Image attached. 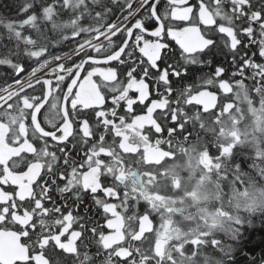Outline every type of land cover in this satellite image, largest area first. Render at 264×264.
Instances as JSON below:
<instances>
[{"label":"snow or ice","instance_id":"snow-or-ice-1","mask_svg":"<svg viewBox=\"0 0 264 264\" xmlns=\"http://www.w3.org/2000/svg\"><path fill=\"white\" fill-rule=\"evenodd\" d=\"M0 264H264V0H0Z\"/></svg>","mask_w":264,"mask_h":264},{"label":"rangeland","instance_id":"rangeland-1","mask_svg":"<svg viewBox=\"0 0 264 264\" xmlns=\"http://www.w3.org/2000/svg\"><path fill=\"white\" fill-rule=\"evenodd\" d=\"M174 185L176 187H180V181L176 180L174 181ZM194 195V194H193ZM150 199L153 200H158L159 197H149ZM179 234V230H177V227L173 226L172 220H166L164 225H163V230L159 234V241H161L164 246L167 244V241L173 238H177Z\"/></svg>","mask_w":264,"mask_h":264},{"label":"flooded vegetation","instance_id":"flooded-vegetation-1","mask_svg":"<svg viewBox=\"0 0 264 264\" xmlns=\"http://www.w3.org/2000/svg\"><path fill=\"white\" fill-rule=\"evenodd\" d=\"M204 102L209 104L210 99L209 98H205ZM160 158L161 157H160V154L158 152H155V151H153L151 149H146V152H145V159L146 160L151 161V160H157V159H160ZM201 162H204V161H201ZM177 230H179L178 227H177ZM158 243L162 245V249H163L164 244L161 241H159Z\"/></svg>","mask_w":264,"mask_h":264},{"label":"water","instance_id":"water-1","mask_svg":"<svg viewBox=\"0 0 264 264\" xmlns=\"http://www.w3.org/2000/svg\"><path fill=\"white\" fill-rule=\"evenodd\" d=\"M213 101H211L210 100V102H209V106H211V103H212ZM143 227L145 228V229H147V228H150L151 227V225L145 220V221H143ZM159 244V243H158ZM159 247H160V249L162 250V245L161 244H159Z\"/></svg>","mask_w":264,"mask_h":264}]
</instances>
